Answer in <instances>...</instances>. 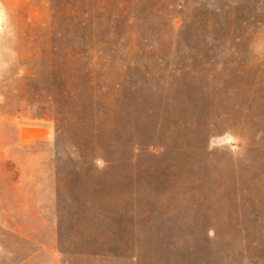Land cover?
<instances>
[{"label": "rangeland", "instance_id": "rangeland-1", "mask_svg": "<svg viewBox=\"0 0 264 264\" xmlns=\"http://www.w3.org/2000/svg\"><path fill=\"white\" fill-rule=\"evenodd\" d=\"M6 4L0 264H264V0Z\"/></svg>", "mask_w": 264, "mask_h": 264}, {"label": "clouds", "instance_id": "clouds-1", "mask_svg": "<svg viewBox=\"0 0 264 264\" xmlns=\"http://www.w3.org/2000/svg\"><path fill=\"white\" fill-rule=\"evenodd\" d=\"M19 35L13 22L12 15L7 7L6 0H0V84H2L15 68L19 71L18 53ZM253 59L264 60V39L254 42L251 46ZM248 141L232 128L223 132L209 135L206 151L210 154H225L234 163H239L247 154ZM92 165L98 172H103L109 166V161L104 157L103 150L97 148Z\"/></svg>", "mask_w": 264, "mask_h": 264}, {"label": "crops", "instance_id": "crops-1", "mask_svg": "<svg viewBox=\"0 0 264 264\" xmlns=\"http://www.w3.org/2000/svg\"><path fill=\"white\" fill-rule=\"evenodd\" d=\"M42 130L44 132V135H43L44 136V139H46V137L48 136V133H47L48 131L47 130H49V129H47L45 127L44 128L42 127ZM22 142L29 143V142H34V140L33 139H22Z\"/></svg>", "mask_w": 264, "mask_h": 264}]
</instances>
